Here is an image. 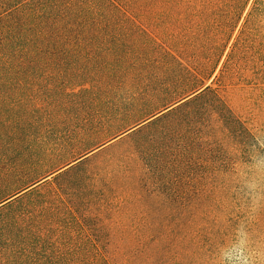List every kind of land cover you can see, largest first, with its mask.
<instances>
[{
  "label": "trees",
  "instance_id": "16d2710c",
  "mask_svg": "<svg viewBox=\"0 0 264 264\" xmlns=\"http://www.w3.org/2000/svg\"><path fill=\"white\" fill-rule=\"evenodd\" d=\"M67 103L78 115L123 108L107 120L130 126L194 111L179 128V196L202 197L197 188L210 182L216 201L179 208L191 216L179 218L177 236L141 242L142 264H224L239 244L249 264H264V0H0V139L5 117L31 139L37 113ZM66 124L60 133L72 135ZM99 132L76 135L84 142ZM88 154L18 172L0 157L8 176L0 205ZM45 223L36 216L1 228L0 264Z\"/></svg>",
  "mask_w": 264,
  "mask_h": 264
},
{
  "label": "rangeland",
  "instance_id": "374dc122",
  "mask_svg": "<svg viewBox=\"0 0 264 264\" xmlns=\"http://www.w3.org/2000/svg\"><path fill=\"white\" fill-rule=\"evenodd\" d=\"M47 107L50 115L37 113L31 139L5 117L0 157L7 165L18 166L16 172L31 165L37 171L42 163L64 166L86 149L89 154L71 162L72 167L58 177L52 175L0 205V229L6 232L14 231L10 225L23 219L47 220L36 240L26 239L11 257L3 256L6 260L1 264H142L141 242L177 236L179 218L191 216L179 215V208L191 212L215 203V186L210 182L197 188L202 197L179 196V128L194 114L191 109L177 108L130 126L134 120H107L127 113L123 108L92 107L78 115L74 112L77 105L67 103L56 114L53 105ZM88 115L93 121L87 124L82 119ZM67 122L72 135L65 130L60 133ZM46 125L49 133L44 131ZM97 128L100 132L84 142H80L82 134L76 135ZM161 146L168 154L155 152ZM258 166L264 170V156ZM4 168L0 169V187L8 179ZM241 248L239 244L225 252L223 263L249 264Z\"/></svg>",
  "mask_w": 264,
  "mask_h": 264
},
{
  "label": "water",
  "instance_id": "95a60500",
  "mask_svg": "<svg viewBox=\"0 0 264 264\" xmlns=\"http://www.w3.org/2000/svg\"><path fill=\"white\" fill-rule=\"evenodd\" d=\"M153 118H155V117H153ZM153 118H152V119H153Z\"/></svg>",
  "mask_w": 264,
  "mask_h": 264
}]
</instances>
